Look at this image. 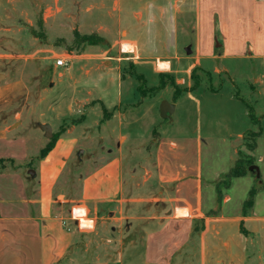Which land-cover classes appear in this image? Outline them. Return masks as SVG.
<instances>
[{"label": "rangeland", "instance_id": "obj_1", "mask_svg": "<svg viewBox=\"0 0 264 264\" xmlns=\"http://www.w3.org/2000/svg\"><path fill=\"white\" fill-rule=\"evenodd\" d=\"M179 1L0 0V124L9 128L11 134H24L43 148L75 125L81 128L78 125L86 123L94 134L89 142L78 145L66 165L57 188L58 193L63 191L64 198L77 199L84 175L104 161L99 154L114 155L120 147L113 139L105 143L99 141L101 104L97 96H103L111 106L117 93L116 85L101 79L103 73L112 70L125 78L144 72L147 81L143 75H138L139 91L144 95L174 86L171 74L157 76L151 66L135 64L137 53L133 48L135 42L148 38L157 52L175 54L173 45L167 47L170 44L168 33L160 29L164 22L177 26L184 23ZM159 7L167 8L168 12L162 14ZM153 26L158 32L147 33ZM75 30L89 36L90 41L100 43L79 45ZM180 51L187 49L182 47ZM59 60L64 64L58 65ZM186 64L185 59L176 63L180 69ZM158 66L167 67L168 63L161 61ZM192 74V83L201 81L199 92H206L209 84L204 79L208 80V76L197 69ZM155 81H158L157 86H163L152 87ZM222 87L224 100L229 93H238L240 97L229 104L226 112L215 111L217 100L206 101L211 97L206 94L199 97V112L185 101L173 115L174 119L180 118L188 124L186 129L199 121L203 133L213 130L215 136L211 149L205 148L204 154L206 211L204 217L196 221L192 239L173 264H264V120L257 147L250 151L243 140L238 155L235 149L241 138L237 133L258 130V125L245 114L248 105L256 106L254 95L242 79H236L234 85L224 82ZM130 89L132 84L125 82L124 96L131 94ZM160 105L159 110L158 106L150 110L148 119L164 120ZM248 137L252 142L251 136ZM152 147V143L141 145L139 152L143 154L139 153L140 157L133 162L137 166L144 164L148 160L146 152ZM240 158L244 164L252 162L247 168L249 176L232 181L226 173ZM35 164L36 161H32L23 167L26 177ZM252 166L260 168L261 177ZM252 189L257 193L255 204L245 208ZM138 196L143 201L137 207L128 201L122 205L120 200L93 203L89 218L84 207L75 208L81 230L75 231V241L81 247V258L101 257L109 264H141L143 235L151 224L154 201L141 191ZM230 196L232 199L228 201ZM71 225L77 228L75 223Z\"/></svg>", "mask_w": 264, "mask_h": 264}, {"label": "crops", "instance_id": "obj_2", "mask_svg": "<svg viewBox=\"0 0 264 264\" xmlns=\"http://www.w3.org/2000/svg\"><path fill=\"white\" fill-rule=\"evenodd\" d=\"M179 2L184 23L169 25L164 19L160 29L168 33L170 44L167 47L173 45L175 54L157 52L147 37L143 42H135L133 51L137 53L135 64L151 66L157 76L171 74L178 87L189 91L176 100L174 86L144 95L138 84V75L146 79L144 72L125 78L112 70L103 73L101 79L116 85L117 93L111 106L103 96H97L101 104L99 141L105 143L113 139L120 147L114 155L99 154L104 161L84 175L77 199L64 198L63 191L58 193L57 188L78 145L93 138L89 125L84 123L78 125L81 128L75 125L67 129L58 137L53 149L41 158V145L24 134H11L9 128L0 124V264H109L101 257H80L81 247L75 241V231L80 230V224L74 210L84 207L86 216L92 217L91 204L116 200L122 205L128 201L137 207L143 201L138 196L140 191L154 201L151 224L143 235L141 264H173L187 247L196 221L204 217L206 211L204 154L205 148L211 149L215 136L213 130L203 133L199 121L186 129L188 124L180 118L174 119L173 115L185 101L199 112V97L206 94L211 96L206 101L217 100L215 111L226 112L229 104L240 97L238 93H229L224 100L221 97L223 83L234 85L236 79H242L254 95L258 110L251 106L256 116L259 111L262 124L264 103L259 100H264V0ZM159 9L162 14L168 12L165 7ZM147 14L155 15L148 11ZM154 28L147 33L158 32V28ZM182 47L191 52H179ZM182 59L187 61L184 69L176 65ZM161 61L168 66L160 68ZM194 69L208 76V80L204 79L209 84L206 92H199V80L198 86L191 90ZM125 82L131 83L132 89L131 94L124 96ZM157 85L155 81L152 87ZM164 100L175 105L172 118L160 122L154 117L148 119L150 110L155 106L159 110ZM82 104L85 106L86 102ZM103 108L111 114L102 121ZM245 114L249 115V109ZM232 134L230 132V136ZM237 136L241 138L235 149L239 155L246 133L240 131ZM145 143H152L153 147L146 152L148 160L137 166L133 161L140 157V147ZM32 161H36L33 173L31 170L26 177L22 169ZM261 175L260 171L258 177ZM247 176L249 174L234 178ZM230 199L231 196L228 201Z\"/></svg>", "mask_w": 264, "mask_h": 264}, {"label": "trees", "instance_id": "obj_3", "mask_svg": "<svg viewBox=\"0 0 264 264\" xmlns=\"http://www.w3.org/2000/svg\"><path fill=\"white\" fill-rule=\"evenodd\" d=\"M74 35H75V40L76 42L79 44V45H82V44H98L100 42H97V41H90L89 40V36L87 35H81L77 30H75L74 32ZM192 76H194V74H192ZM173 85L175 86V92H174V99L176 100L183 92H187L189 91L188 88H180L178 87L174 81H172ZM163 86V84H160L158 86L161 87ZM198 86V81H195L194 85L191 87V90H194L196 87ZM104 109V108H103ZM248 109H249V116L252 120V122L255 124V125H258V130L257 131H254V130H249L247 133H246V136L244 138V141H245V146L250 150H254L256 147H257V138L261 136V133H262V129H261V125H260V118L258 116L255 115V112L253 110V108L248 105ZM111 113L107 112L105 109H104V117L102 119L105 120L109 117ZM250 135L251 136V140L252 142H250L248 140V136ZM58 139V137L56 136V138H54L53 140H51L49 142V144L44 147L41 151V154H40V157L43 158L45 157L54 147L55 143H56V140ZM250 139V138H249ZM252 158L249 159V161H251ZM244 160L242 158H240L236 165L231 168V170L226 174V177L227 178H234V177H240V176H244L247 174V168L252 164V162H243ZM256 195V191L255 189H252L250 191V196L249 198L245 201V208H248V207H252L253 204H254V197Z\"/></svg>", "mask_w": 264, "mask_h": 264}, {"label": "water", "instance_id": "obj_4", "mask_svg": "<svg viewBox=\"0 0 264 264\" xmlns=\"http://www.w3.org/2000/svg\"><path fill=\"white\" fill-rule=\"evenodd\" d=\"M187 52L190 53L191 50L187 48ZM175 109V105L173 103L168 102L167 100H164L160 105V113L163 118L170 119L171 115L173 114ZM257 169L258 176H260V171L257 166H252ZM251 167V168H252Z\"/></svg>", "mask_w": 264, "mask_h": 264}, {"label": "built area", "instance_id": "obj_5", "mask_svg": "<svg viewBox=\"0 0 264 264\" xmlns=\"http://www.w3.org/2000/svg\"><path fill=\"white\" fill-rule=\"evenodd\" d=\"M57 64L61 66V65L64 64V61H63V60H59V61L57 62Z\"/></svg>", "mask_w": 264, "mask_h": 264}]
</instances>
